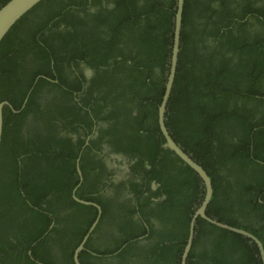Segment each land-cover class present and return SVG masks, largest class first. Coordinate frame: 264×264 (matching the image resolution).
<instances>
[{"label": "trees", "instance_id": "trees-1", "mask_svg": "<svg viewBox=\"0 0 264 264\" xmlns=\"http://www.w3.org/2000/svg\"><path fill=\"white\" fill-rule=\"evenodd\" d=\"M8 1L0 0V8ZM176 6L177 0L42 1L12 28L0 45L1 100L9 101L16 110L24 102L25 98L20 102L16 96L20 77L18 62L21 61L22 69L29 59L33 73L38 68L49 69L51 54L46 55L38 41L47 46L57 45L58 53L52 54L56 62L86 58L94 66L95 57L104 53L99 65L108 69L101 78L105 75L113 78L110 72L118 64V72L124 78V91H135L139 99L137 122L142 124L149 119L147 125L157 129L172 54ZM250 23L264 30V0H186L181 55L166 124L187 153L192 152L202 159L203 167L213 180L215 190L208 215L249 231L264 244V204L260 202L264 201V33L259 31L257 37H246ZM66 28L67 33H57ZM214 28L219 48L209 44ZM35 48L43 53L40 57L32 53ZM118 50L124 53L122 62L116 60L118 56L114 57ZM147 81L155 86L153 101L146 99ZM30 82L26 79L22 83ZM34 96L30 95L21 114H13L8 108L4 110L0 150V254L6 253L5 257L0 256V260H5L3 264H15L17 256L19 260L29 251L38 257L39 249L44 248L38 241L52 222L63 223L64 228L70 218V224L74 225L72 214L61 209L63 205L86 212L89 221L95 218V210L90 207L84 210L72 201V185L77 181L65 176L64 170H70L76 180L72 172L75 169H70L71 162L58 160L57 164L51 156L53 138L37 144L35 131L21 135L18 120L31 112L34 101L37 102ZM148 137L159 141L155 135ZM161 140V144L165 142ZM155 143V150L147 156L152 168L156 167L157 156L161 154L159 142ZM162 152L167 155L162 169L155 171V178L169 188L166 190L169 196L184 191L188 208L192 202L199 206L204 194L201 180L190 167L175 163L181 161L172 152L163 149ZM82 170L85 172L83 165ZM175 170L186 171L188 175L169 179L164 184L160 172L175 173ZM100 205L104 208L102 203ZM140 206L147 212L148 202ZM108 212L104 209L103 218H107ZM144 216L147 219L148 214ZM167 216L170 217L168 212ZM199 220V239L195 241L193 252L200 246L214 247L226 257L225 264H261L259 250L249 239ZM56 224L51 231L59 233L60 227ZM142 231L145 233L143 228ZM152 234L146 238L149 244L136 247L131 243L120 257L125 258L129 253L130 259L132 252L137 251L143 264L155 257V260L158 257L165 260L170 256L173 264H180L181 256L178 259L173 250H178L177 242L186 238L177 240L171 234L163 241L152 243ZM63 235L69 237L75 247L82 242L77 240L78 231H64ZM125 235L134 237L136 233ZM185 244L180 248L181 255ZM192 255L190 263L197 264ZM87 257L86 252L81 254L82 260ZM214 264L222 263L214 261Z\"/></svg>", "mask_w": 264, "mask_h": 264}, {"label": "flooded vegetation", "instance_id": "flooded-vegetation-1", "mask_svg": "<svg viewBox=\"0 0 264 264\" xmlns=\"http://www.w3.org/2000/svg\"><path fill=\"white\" fill-rule=\"evenodd\" d=\"M67 30L68 28L59 30L57 33L64 34L67 33ZM259 31L261 34L264 33L262 26L250 23L245 34L246 37H254V35L257 37ZM241 34L243 36V33ZM217 38L218 35H216V29L214 28L209 38L210 46L219 48ZM38 44L39 47L45 49L46 55L51 54L50 67L49 69L42 67L43 70L38 68L33 73L34 67H30L31 62L28 64L29 59L23 63L22 69L19 67L22 64L21 61L17 63L20 77L16 96L20 102L25 98L21 107L25 102L27 106L28 98L33 94H35L34 99L38 102L34 101L30 109L31 112L18 120L20 122L19 130L22 136H27L30 131H35L38 135V138H35L37 144L47 140L48 137L53 138L51 156L56 159L57 164H59V161L62 163L63 160L71 162L70 169H75L72 172H75L76 180L71 175L70 170H64L65 176L72 178L75 182L77 181L75 186L72 185L74 187L70 194L72 201L78 207L83 206L84 210L89 207L95 210V218L91 222L87 220L86 212H79L76 207L70 210V206L63 205L61 209L67 214H72L74 225L70 224V218L69 225L64 228H62L63 223L57 225L56 222H52L45 235L38 241V244L41 242V246L44 247L39 249L41 256L39 255V258L35 257L32 251H29L26 256L19 260H17V256V261L15 260L14 263L20 264L21 261L31 258L26 264H47L42 259L48 262L54 261L55 264H76L74 257L79 245L75 247L74 242L63 235L64 231L74 232L75 230L78 231V241L88 237L85 249L79 255L81 264H143L144 261L137 251L132 252L131 256L133 257L130 259L128 258L129 253L125 258L120 257V255L124 253L127 247L131 246V243L135 244L136 247L141 244H149L146 238L152 232L150 239L152 243L163 241L165 236L170 237L171 234V237H175L177 240L186 238V241L177 242L179 243L178 250H175V248L173 250V254L174 252L178 254V259L181 256L180 264H182V257L190 236L193 219L204 199L205 192L203 197L201 193L199 194V200L202 197L199 206L192 202L191 208H188L185 204L187 199L186 197L183 198L184 191L175 192L171 197L166 191L169 188H165L155 178V171L162 169L163 160L167 155V152H162V149H167L164 148L165 142L162 144L160 142V138H162L161 141H165V139L161 133L159 121L157 129L156 126L151 128L147 125L149 119H145V123L142 124L137 122L139 99L135 91H124L122 85L124 78L122 73L118 72V64L114 65L115 69L110 72L116 80L109 75L101 78L103 71L108 69L106 66L99 65L102 60L100 56L104 53L95 57L94 66L90 65L86 58L66 59L62 62H56L52 54L53 52L58 53L57 45L47 46L39 41ZM38 48L32 51L34 55L36 54V57L43 54L38 53ZM116 56H118L116 60L120 62L125 58L121 50H118L114 57ZM130 63L129 61L128 64ZM2 64L3 61L0 62V74H2ZM47 73H51V75ZM26 79L32 82L23 84L22 82ZM147 83L149 90L146 99L153 101L155 86L150 81H147ZM40 84L42 85L38 88ZM26 106L22 112H24ZM12 107L14 108L13 105ZM137 108L138 110H136ZM8 109L16 114L11 108ZM168 113L169 110L166 114L165 123L168 121ZM35 114H37L38 119ZM10 128L12 130L14 128L12 122ZM167 128L169 129V127ZM169 132L172 136L170 129ZM149 134L155 135L159 141H156L153 137H148ZM10 135L13 136L12 132H10ZM155 142H159L161 154L157 156L156 167L152 168L150 159H147V156L155 150ZM181 147L186 149L182 144ZM188 154H191L193 159L202 164L201 158L192 152ZM173 156L176 157L174 153ZM175 163L182 167L187 166L182 161H175ZM82 165L85 172L82 170ZM175 171V173L160 172V178L164 184L169 179H181L183 174L185 177L188 175L186 171ZM76 198L94 203L102 210L100 221L91 233V228L99 216V210L95 206L79 203ZM181 199L183 200L181 201ZM145 202H148L147 212H145L143 206H140L141 203ZM260 202L264 204L262 199ZM101 203L104 208L100 205ZM104 209L109 211L106 214L107 218H103ZM167 212L170 217L167 216ZM145 213L148 214V220L144 216ZM207 214H209V210ZM199 219L202 220L203 224L210 223L201 216L196 219L195 237L191 252L187 257V264H191L190 255L192 254H194L192 256L197 264H214V261L225 264L226 257L217 252L214 247L200 246L199 250L193 252L195 241L199 239V236H197V228H201V225H198ZM55 224L60 227L59 233L51 231ZM142 228L145 233H143ZM182 228H185L184 231H182ZM127 232L136 233V235L134 237L125 235ZM204 236L211 238L209 235ZM45 237L48 238L43 242ZM184 244L181 255L180 248ZM107 250L111 252L105 254L104 251ZM83 252L88 254L85 261L81 259ZM228 252L230 254L231 251ZM0 256L5 257L6 253L1 252ZM155 259L156 257L151 262L148 261V264H173L171 256L165 260L159 257L157 260ZM2 261H5L4 258L0 260V264H3ZM64 261L66 263H63ZM260 262L262 264L261 259Z\"/></svg>", "mask_w": 264, "mask_h": 264}, {"label": "water", "instance_id": "water-1", "mask_svg": "<svg viewBox=\"0 0 264 264\" xmlns=\"http://www.w3.org/2000/svg\"><path fill=\"white\" fill-rule=\"evenodd\" d=\"M44 0H9L5 5L0 8V45L12 28L25 16L27 15L33 8H35L38 4H40ZM185 5L186 0H177L176 6V15H175V26H174V33H173V45H172V54L170 63L168 66V74H167V81L165 85V92L163 96L162 103L159 107L158 113V121L161 133L165 139L164 148L170 150L176 157H178L185 165L189 166L199 177L202 181L203 188H204V199L194 216L193 223L191 226L190 236L187 241V245L185 248V252L182 259V264H187V257L191 252L194 237H195V228H196V219L201 216L202 218L206 219L213 225L225 229L229 232L235 233L237 235L244 236L251 240L252 244H255L259 250V257L264 264V245L262 241L255 236L254 234L250 233L247 230L230 226L228 224L222 223L219 220L213 219L208 216L207 211L209 205L212 202V198L214 195V187L212 179L210 178V174L207 170L202 166V164L198 163L191 154H188L184 148L178 144L174 138L171 136L169 129L166 126V114L168 111L169 101L171 99L173 89L177 79L178 67H179V59L181 55V47H182V28L184 24V13H185ZM25 104L19 109L15 110L9 101L1 100L0 98V150L2 146L3 140V132H4V110L8 107L13 110L14 113L18 114L21 113ZM80 171V170H79ZM81 174V171H80ZM76 200L83 204L89 206H95L99 210V216L95 223L91 228V232L95 230L97 227L98 222L100 221V216L102 214L101 208L91 202H87L84 200H80L76 198ZM88 237L82 240V243L75 251V262L76 264H81L79 261V255L85 249V245L87 243Z\"/></svg>", "mask_w": 264, "mask_h": 264}, {"label": "clouds", "instance_id": "clouds-1", "mask_svg": "<svg viewBox=\"0 0 264 264\" xmlns=\"http://www.w3.org/2000/svg\"><path fill=\"white\" fill-rule=\"evenodd\" d=\"M244 237V236H243ZM248 239V238H247ZM251 241V240H250ZM252 243V242H251Z\"/></svg>", "mask_w": 264, "mask_h": 264}]
</instances>
